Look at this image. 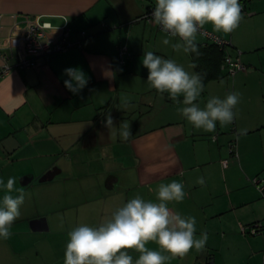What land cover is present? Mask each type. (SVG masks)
Here are the masks:
<instances>
[{
    "label": "crops",
    "instance_id": "1",
    "mask_svg": "<svg viewBox=\"0 0 264 264\" xmlns=\"http://www.w3.org/2000/svg\"><path fill=\"white\" fill-rule=\"evenodd\" d=\"M155 1L0 0V68L11 66L0 76V179L6 185L14 178V189L24 195L10 237L0 238V264H64L68 232L98 227L137 195L158 202L159 185L172 181L184 185L186 196L168 208L195 217V238L207 233L208 239L203 251L193 248L166 264H264V193L250 182L264 177V11L252 10L247 1L238 28L227 35L205 25L231 42L224 59L240 50L246 68L231 75L223 59L218 77L203 82L196 101L201 108L209 97L240 94L234 122L223 128L217 122L215 132H204L177 112L183 104L147 82L142 58L148 51L196 72L192 53L171 47L179 37L165 45L167 33L141 18ZM37 18L53 26L44 30L43 40L58 41L64 25L73 45L17 68L29 57L24 36ZM253 18L261 23L255 32L242 25ZM197 43L210 46L199 34ZM77 66L88 83L73 94L64 86L69 77L63 70ZM125 96L128 108L121 106ZM108 113L111 130L105 126ZM125 122L132 133L127 141L119 136ZM201 177L203 185L197 183ZM4 194L0 187V201ZM257 222L262 233L241 232L240 225ZM146 248L160 250L152 241ZM127 251L134 264L140 253Z\"/></svg>",
    "mask_w": 264,
    "mask_h": 264
},
{
    "label": "clouds",
    "instance_id": "2",
    "mask_svg": "<svg viewBox=\"0 0 264 264\" xmlns=\"http://www.w3.org/2000/svg\"><path fill=\"white\" fill-rule=\"evenodd\" d=\"M242 10L240 0H156L151 18L167 33L163 44L169 45L171 38L179 37L171 44L175 51L200 55L197 36L203 35L205 25L211 24L214 32L230 34L242 21ZM142 64L148 70L149 86L160 94L168 93L175 104H183L176 110L195 129L215 132L217 122L222 128L234 122L237 116L234 109L240 102L238 92H231L223 99L209 97L201 108L196 101L204 90L203 74L189 73L175 60L151 51L144 52ZM63 71L69 77L64 86L73 94H78L87 85L85 73L78 66ZM105 75L113 77L110 71ZM129 100V97H121L122 108L130 106ZM105 126L113 129L110 113L106 114ZM111 134L115 137L116 132ZM119 136L123 141L132 137L129 123L120 125ZM197 183L203 185L204 179L199 178ZM14 184V178L10 177L6 185L0 179V187L5 189L0 201V238L4 239L10 237L11 226L20 217L19 208L24 202L23 190L14 189ZM13 191H18L19 196H13ZM185 196L181 182L161 184L156 193L158 202L145 201L137 195L98 227L80 225L74 228L68 232L64 264H133L129 249L140 253L134 264H166L172 259L185 257L193 248L197 252L203 251L208 236L201 233L199 239L195 238V217L184 218L167 206L169 202H182ZM149 241L155 242L160 250L146 248Z\"/></svg>",
    "mask_w": 264,
    "mask_h": 264
},
{
    "label": "built area",
    "instance_id": "3",
    "mask_svg": "<svg viewBox=\"0 0 264 264\" xmlns=\"http://www.w3.org/2000/svg\"><path fill=\"white\" fill-rule=\"evenodd\" d=\"M156 6V1L147 7L141 18L149 23H153L151 14ZM160 30L161 27L159 25H156ZM53 28V26L47 22L42 21L39 18H37L33 23H31L26 30L25 36H24V52L29 57L23 60H20L16 63L15 67L17 68H27L32 67L35 65L34 58L39 55H50L53 53H59L66 51L69 49L73 44L68 40V28L66 26H61L62 29L61 37L56 42H49L43 40L44 37V30ZM81 34H84V31L81 32ZM203 36L209 40L210 42H213L220 46H230L231 42L226 39L220 38L218 35L208 31L205 29ZM240 51H237V55L234 58H231L230 56L225 57V63L228 66V72L231 75H234L235 73L239 71L245 70L246 66L240 59ZM125 54V49H121L119 52V62L123 63V55ZM11 69V66L8 64H5L0 68V76H3L7 74ZM215 138V137H214ZM232 152V149H231ZM228 159H224L221 161L222 166L225 168L228 166ZM251 183L261 192L264 193V177L260 176H254L251 178ZM240 230L243 234L247 235H258L262 233L263 225L260 222L251 224V225H240Z\"/></svg>",
    "mask_w": 264,
    "mask_h": 264
},
{
    "label": "trees",
    "instance_id": "4",
    "mask_svg": "<svg viewBox=\"0 0 264 264\" xmlns=\"http://www.w3.org/2000/svg\"><path fill=\"white\" fill-rule=\"evenodd\" d=\"M247 1L249 0H240V3L243 5L242 12H246ZM207 42L210 43V46H198L200 55L192 53V60L195 65L196 72L204 75L203 82L211 77H218V71L224 59V50L228 47L226 45H217L209 40H207Z\"/></svg>",
    "mask_w": 264,
    "mask_h": 264
},
{
    "label": "rangeland",
    "instance_id": "5",
    "mask_svg": "<svg viewBox=\"0 0 264 264\" xmlns=\"http://www.w3.org/2000/svg\"><path fill=\"white\" fill-rule=\"evenodd\" d=\"M252 3H251V9H261L262 11H264V0H251ZM261 16H264L263 12L260 13ZM243 27L244 28H247V29H250L255 32V30H257L260 26H261V23H260V19H251L249 21V19H246L243 23H242ZM230 48H232L231 46H228ZM227 47V48H228ZM234 50V49H233ZM237 51H240V50H237ZM250 182H251V178H250ZM14 264H22V261L21 260H17Z\"/></svg>",
    "mask_w": 264,
    "mask_h": 264
}]
</instances>
